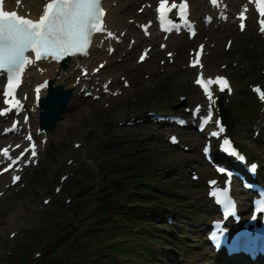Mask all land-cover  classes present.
I'll use <instances>...</instances> for the list:
<instances>
[{
  "label": "rangeland",
  "instance_id": "374dc122",
  "mask_svg": "<svg viewBox=\"0 0 264 264\" xmlns=\"http://www.w3.org/2000/svg\"><path fill=\"white\" fill-rule=\"evenodd\" d=\"M142 1L121 2H131L134 14ZM199 11L195 8L194 15ZM130 16L125 18L128 23ZM204 37L214 45L208 68L233 79L234 94L222 99L233 115L231 135L251 160L260 163L259 180L264 181V111L249 88L252 83L264 86V36L249 22L243 34L227 24L203 29L197 41ZM227 38L232 39L230 51L224 49ZM185 41L175 39L179 49L173 64L161 65L166 57L160 52L157 61L134 71L137 49L125 54L115 72H124L133 94L126 93L128 99L124 95L112 108L105 106V100H83L79 108H91L92 113L76 116V125L61 128L57 140L49 139L40 165L0 199V264H233L214 255L204 237L210 218L217 215L206 197L205 180L215 174L202 156L204 138L192 129L179 130L182 142L173 147L167 138L171 129L164 124L119 125L153 109L181 113L185 108L181 95L186 106L198 99L191 84L193 74L185 69L191 45ZM114 57L120 60L119 55ZM116 83L121 85L119 75ZM255 130L261 135L257 137ZM76 140L79 148L73 146ZM192 171L198 179L192 178ZM63 174L68 178L56 192ZM236 191L243 210L246 195L239 188ZM45 198L50 202L45 204ZM157 202L168 207L152 204ZM150 204L158 215L171 213L174 230L164 232L170 229L165 223L148 224L146 220L152 218H137L141 208L131 210ZM9 219L13 224L8 225ZM146 225L149 230L133 231ZM11 232L16 236L11 237Z\"/></svg>",
  "mask_w": 264,
  "mask_h": 264
},
{
  "label": "snow or ice",
  "instance_id": "6c2138e0",
  "mask_svg": "<svg viewBox=\"0 0 264 264\" xmlns=\"http://www.w3.org/2000/svg\"><path fill=\"white\" fill-rule=\"evenodd\" d=\"M102 2L103 0H49L37 21L18 15L16 11H5L0 6V70L8 73V90L5 96H14L25 66L35 62L30 60L29 53H35L36 61L46 57L61 60L66 56L87 55L93 34L105 31V9ZM215 2L216 0H213V3ZM2 3L3 0H0V5ZM258 5L259 12L264 17V0H258ZM172 9H179L180 17L184 18L187 10L186 0L181 4L173 3L170 7L168 0H160L157 11L160 14L161 24L166 23L170 26L166 30L175 27L168 16ZM243 28L244 24L241 23V29ZM261 31L264 32V19L261 20ZM108 35L112 34L109 32ZM140 59L143 60L144 57L141 56ZM197 83L209 93L210 99V85L219 84L221 90L228 86L227 80L221 77L208 81L201 79ZM40 90V88L36 89L37 99H39ZM256 91L260 92L259 89ZM260 98L264 99V92H260ZM5 103H14L19 107L18 100H6ZM220 131L223 132L224 129L221 128ZM218 134L214 133V135ZM225 143L228 142L225 141ZM34 149L35 145L31 153L33 156L36 155ZM4 155L9 156L7 148L4 149ZM9 159L12 163L18 162L10 156ZM240 159L244 158L241 156ZM255 167V165L252 166L253 171ZM20 179V176H16L14 182Z\"/></svg>",
  "mask_w": 264,
  "mask_h": 264
},
{
  "label": "bare ground",
  "instance_id": "6f19581e",
  "mask_svg": "<svg viewBox=\"0 0 264 264\" xmlns=\"http://www.w3.org/2000/svg\"><path fill=\"white\" fill-rule=\"evenodd\" d=\"M43 0H29L25 2L26 8L30 9L32 12L36 11V8L39 7L41 5ZM114 1L117 0H110V1H106L105 2V6L108 7L109 11L108 14L106 16V22L109 25V27L113 28V29H119L121 27V29H128V35H134V37H136L138 39V44H142L145 39L142 38V35L140 33V31L135 30L131 27H128L129 25H124V20L126 17V12L128 11L129 14L133 13L132 11V5H122V3L119 1V5L116 8H112L111 5ZM230 4L231 9L233 8L236 12L237 9H239V7L241 6V3H243V0H227ZM150 2V1H149ZM194 3V7L197 8H201L202 5L205 3L204 0H193ZM7 5H9L10 8L13 7V5L10 3V1H7ZM238 5V6H237ZM193 6V4H192ZM237 6V7H235ZM203 10L202 15L208 10L207 8V4H205V7H202ZM195 9L193 8L192 11H194ZM146 15H148V11H146ZM121 31V30H120ZM119 31V32H120ZM131 55V54H130ZM106 59L107 60V65L106 67L102 70V72H100V77L101 78H105L108 76V74L110 73V67L113 68V70L115 71L118 67H120L121 65H119L118 63H115L114 60L108 56L107 52L104 51L103 49L100 48H96L94 47L92 54L90 56V58L88 59H81L79 62L77 61L76 58L71 59L68 63V65L66 67H62V66H56V65H48V72L46 74H44L43 76H39V75H35L34 76V80H41L44 77H49L52 80L53 83V87L61 85L64 88L67 89H72L73 90V98L69 101L68 103V107L70 109H77L78 106L80 105V102L82 101V96L79 93V89L81 86H76L75 85V77L78 76L80 74L79 71H76V67L81 64L84 66H90L91 68L94 67L93 63L96 64L98 63L99 60H103ZM215 72H213L212 74H214ZM109 75H113V74H109ZM208 75L210 74V71L208 72ZM115 77V75H114ZM86 86L88 87V90H91L90 86L92 83L86 82L85 83ZM26 90V87L24 88ZM128 91V90H127ZM85 92V91H84ZM43 96H45V93H43ZM118 99H120V97H116L115 99L111 98L112 103H114L115 101H117ZM58 104H54L53 100L51 99L49 104H47V108L50 110L52 108V113H50L52 116L54 115V111L56 109ZM40 109H37L36 112L33 114L32 117V122L33 124H35L36 126L38 125V117L39 116H43L40 115ZM88 113H92L91 112V108H78L77 111L73 112L72 114L67 115L66 113L63 114V117H65L62 121H59L62 117L54 119V121H58L57 125L56 124H52L49 127V135L50 136V141H55L59 138L60 134L62 133L61 128H69L72 125H76L75 122V117L79 116V115H87ZM49 115V113H48ZM50 117V116H49ZM45 118V117H44ZM35 126V127H36ZM74 128V127H72ZM54 132V133H53ZM264 175V173L262 174ZM12 197V196H11ZM19 215L16 214L15 220ZM8 225L13 224L12 220L9 219L8 221Z\"/></svg>",
  "mask_w": 264,
  "mask_h": 264
},
{
  "label": "water",
  "instance_id": "95a60500",
  "mask_svg": "<svg viewBox=\"0 0 264 264\" xmlns=\"http://www.w3.org/2000/svg\"><path fill=\"white\" fill-rule=\"evenodd\" d=\"M59 91H61V89H59ZM61 94H62V93L60 92V95H61ZM60 95H58L59 98L57 97V99H56V101H57L56 104H59V103H61V101H62ZM44 101H45V100H44ZM58 108H59V107H58ZM58 112H61V109H58ZM222 116H223L224 122H225L227 125H229L230 128H231L230 114L227 112V110H226L225 108L222 109Z\"/></svg>",
  "mask_w": 264,
  "mask_h": 264
}]
</instances>
